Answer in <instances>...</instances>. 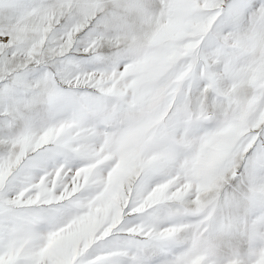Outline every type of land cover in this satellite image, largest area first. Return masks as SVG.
<instances>
[{
    "label": "snow or ice",
    "instance_id": "6c2138e0",
    "mask_svg": "<svg viewBox=\"0 0 264 264\" xmlns=\"http://www.w3.org/2000/svg\"><path fill=\"white\" fill-rule=\"evenodd\" d=\"M0 264H264V0H0Z\"/></svg>",
    "mask_w": 264,
    "mask_h": 264
}]
</instances>
